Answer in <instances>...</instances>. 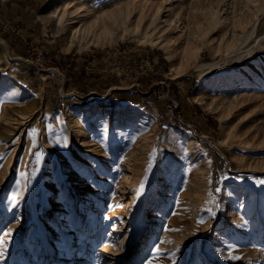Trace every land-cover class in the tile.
Instances as JSON below:
<instances>
[{"label":"rangeland","instance_id":"rangeland-1","mask_svg":"<svg viewBox=\"0 0 264 264\" xmlns=\"http://www.w3.org/2000/svg\"><path fill=\"white\" fill-rule=\"evenodd\" d=\"M0 91V264H264V0H0Z\"/></svg>","mask_w":264,"mask_h":264},{"label":"bare ground","instance_id":"bare-ground-1","mask_svg":"<svg viewBox=\"0 0 264 264\" xmlns=\"http://www.w3.org/2000/svg\"><path fill=\"white\" fill-rule=\"evenodd\" d=\"M63 5H64L63 2L62 3L59 2L58 3V6L54 10L55 11L59 10L60 8H58V7L63 6ZM6 101L8 103H10V104H15L17 102L15 98H10V99H7ZM5 106L6 107L0 109V115H4V117L8 116V113H7V108L8 107H7V105H5ZM119 115L124 120H136V119H140L139 117H142L143 116V114L141 112L137 111V110L124 111V112L119 113ZM94 116H95L94 117L95 122H99L104 117L103 112H101V111L100 112H95L94 113ZM5 119H7V118H5ZM27 149L28 148L26 147V151H27ZM25 154H26V152H25ZM25 165H26V162L22 158V160L20 161V163L18 165H16V167L13 170H7L6 175L9 176L10 174L13 175V174H15V172H18V177H21L22 179L26 180L28 178V173L29 172L26 173V171L24 170ZM25 185H26V183H25ZM81 244H82V246H81V252L79 253V257H80V260L82 262H80V263L81 264H88V262L90 261V259L87 258V256H89V254H90V249H87V250L85 249L86 246H85V244L83 245V241L81 242ZM87 251H89V252L87 253ZM68 261H69L68 264H73V262H74L73 259L71 260V258Z\"/></svg>","mask_w":264,"mask_h":264},{"label":"snow or ice","instance_id":"snow-or-ice-1","mask_svg":"<svg viewBox=\"0 0 264 264\" xmlns=\"http://www.w3.org/2000/svg\"><path fill=\"white\" fill-rule=\"evenodd\" d=\"M140 190L142 191L143 190V187H141ZM201 223H203V221H201ZM156 251H157V253H159L160 252V249H157ZM233 258H235V257H233Z\"/></svg>","mask_w":264,"mask_h":264}]
</instances>
